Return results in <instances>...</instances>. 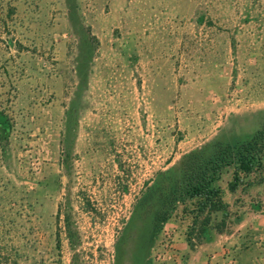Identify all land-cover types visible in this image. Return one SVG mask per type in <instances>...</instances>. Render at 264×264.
Returning a JSON list of instances; mask_svg holds the SVG:
<instances>
[{
    "label": "rangeland",
    "instance_id": "374dc122",
    "mask_svg": "<svg viewBox=\"0 0 264 264\" xmlns=\"http://www.w3.org/2000/svg\"><path fill=\"white\" fill-rule=\"evenodd\" d=\"M0 111V264H159L214 170L208 240L264 243V175L228 188L264 147V0H0Z\"/></svg>",
    "mask_w": 264,
    "mask_h": 264
},
{
    "label": "trees",
    "instance_id": "16d2710c",
    "mask_svg": "<svg viewBox=\"0 0 264 264\" xmlns=\"http://www.w3.org/2000/svg\"><path fill=\"white\" fill-rule=\"evenodd\" d=\"M0 126L4 129L10 128L8 116L0 111ZM252 142L241 149L237 155V162L234 167V175L228 188L236 192L243 184L250 185L255 178L264 175V147L258 149ZM214 170L212 176L202 174L189 185L188 193L191 198L198 200V212L206 213L203 221L198 220L199 213L195 217V227H192L186 236L191 248L208 240L206 235L208 226L218 213L222 218L214 224L217 231L223 232L229 217V204L224 202L221 196V189L217 185L218 175Z\"/></svg>",
    "mask_w": 264,
    "mask_h": 264
},
{
    "label": "crops",
    "instance_id": "0c3cea01",
    "mask_svg": "<svg viewBox=\"0 0 264 264\" xmlns=\"http://www.w3.org/2000/svg\"><path fill=\"white\" fill-rule=\"evenodd\" d=\"M248 230H237L205 240L191 248L187 239H176L169 256L159 264H264L262 240L247 247L245 234ZM253 235L264 236V230H254Z\"/></svg>",
    "mask_w": 264,
    "mask_h": 264
},
{
    "label": "built area",
    "instance_id": "2783aa9c",
    "mask_svg": "<svg viewBox=\"0 0 264 264\" xmlns=\"http://www.w3.org/2000/svg\"><path fill=\"white\" fill-rule=\"evenodd\" d=\"M166 247H169V245L168 244H166ZM165 250H167V249H165ZM158 258L159 259H161V260H164L165 259V252L164 253H161V254H159L158 255ZM210 264V263H209Z\"/></svg>",
    "mask_w": 264,
    "mask_h": 264
}]
</instances>
